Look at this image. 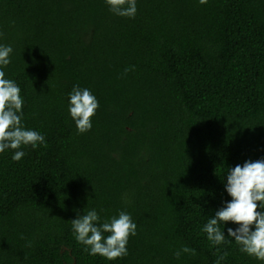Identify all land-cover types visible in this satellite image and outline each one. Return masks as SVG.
I'll list each match as a JSON object with an SVG mask.
<instances>
[{
    "label": "trees",
    "instance_id": "obj_1",
    "mask_svg": "<svg viewBox=\"0 0 264 264\" xmlns=\"http://www.w3.org/2000/svg\"><path fill=\"white\" fill-rule=\"evenodd\" d=\"M0 44L22 123L46 139L0 153V264H260L201 227L230 199L227 168L264 159V0H137L131 19L104 0H0ZM73 85L99 101L83 134ZM84 208L131 215L126 256L77 243Z\"/></svg>",
    "mask_w": 264,
    "mask_h": 264
},
{
    "label": "clouds",
    "instance_id": "obj_2",
    "mask_svg": "<svg viewBox=\"0 0 264 264\" xmlns=\"http://www.w3.org/2000/svg\"><path fill=\"white\" fill-rule=\"evenodd\" d=\"M198 2L206 4L207 0ZM104 3L116 16L131 19L137 13V0H104ZM12 52L11 45L0 44V153L13 150L11 160L20 161L26 154L23 147L46 146V139L22 123L24 101L20 87L4 71L11 63ZM129 70L124 69L125 73ZM98 108L99 101L86 87L73 85L67 93V111L80 134L92 129V117ZM222 182L230 199L224 200L209 216L201 231L212 246L222 245L225 237H230L240 252L264 264V159L246 160L228 167ZM75 211V218L70 220L71 230L89 255L114 261L128 254L129 237L135 236L137 229L129 213L120 211L101 222L95 208ZM229 223L233 226H227ZM220 224L224 225L223 231ZM181 253L194 254L195 250L183 246L175 255L179 257ZM222 260L223 256L219 257L216 264Z\"/></svg>",
    "mask_w": 264,
    "mask_h": 264
}]
</instances>
